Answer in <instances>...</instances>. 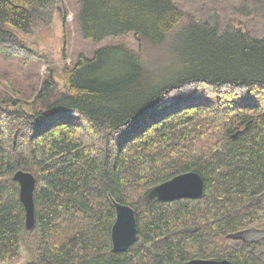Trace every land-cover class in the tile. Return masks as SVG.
<instances>
[{
	"label": "trees",
	"instance_id": "obj_1",
	"mask_svg": "<svg viewBox=\"0 0 264 264\" xmlns=\"http://www.w3.org/2000/svg\"><path fill=\"white\" fill-rule=\"evenodd\" d=\"M54 0H0V56L39 59L17 33ZM76 25L100 44L133 35L174 43L162 66L123 45L79 54L31 90L0 93V262L264 264V0H78ZM35 177L25 229L17 171ZM203 178L197 199L147 200L178 174ZM135 212L137 239L112 249L111 203ZM243 232L259 239L230 240Z\"/></svg>",
	"mask_w": 264,
	"mask_h": 264
},
{
	"label": "rangeland",
	"instance_id": "obj_2",
	"mask_svg": "<svg viewBox=\"0 0 264 264\" xmlns=\"http://www.w3.org/2000/svg\"><path fill=\"white\" fill-rule=\"evenodd\" d=\"M78 0H54V4L47 12V16L29 31V33H17L30 49L40 57L26 62L22 60H6L0 56V93L15 100L30 102L33 89L38 87L48 73V68L54 72V77L60 90L64 87L63 69L70 67L77 55L89 56L94 49L105 45H123L135 52L142 50L141 57L144 63L150 66L164 65L167 50L173 51L174 43L167 48L165 46L151 47L139 41L131 34L125 37L109 38L98 46L82 37L76 25L75 15ZM140 47V48H139ZM262 235L249 234L244 239H259ZM18 259L12 262H0V264H26L30 261L29 254L21 248Z\"/></svg>",
	"mask_w": 264,
	"mask_h": 264
},
{
	"label": "water",
	"instance_id": "obj_3",
	"mask_svg": "<svg viewBox=\"0 0 264 264\" xmlns=\"http://www.w3.org/2000/svg\"><path fill=\"white\" fill-rule=\"evenodd\" d=\"M13 181L19 187V199L25 212V229L31 231L35 226L34 214V188L35 177L30 172L17 171ZM203 178L195 172L178 174L170 180L151 188L147 200L172 201L181 199H197L203 193ZM115 210V220L110 228V239L114 252H124L137 239V222L134 210L111 199ZM243 232L226 236L230 240H244ZM185 264H234L228 260L192 259Z\"/></svg>",
	"mask_w": 264,
	"mask_h": 264
}]
</instances>
